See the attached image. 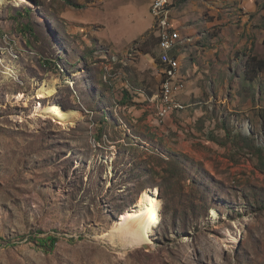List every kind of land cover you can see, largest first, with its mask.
Here are the masks:
<instances>
[{
    "label": "rangeland",
    "instance_id": "rangeland-1",
    "mask_svg": "<svg viewBox=\"0 0 264 264\" xmlns=\"http://www.w3.org/2000/svg\"><path fill=\"white\" fill-rule=\"evenodd\" d=\"M144 2L1 0L0 264H264V72L252 63L264 60V0H173L170 6L171 26L172 18L203 25L208 50L227 46V61L238 60L227 62L233 74L243 67L240 86L255 90L246 99L237 96L224 133L209 139L204 125L196 133L183 126L172 131L158 118L156 82L150 98L155 108L149 109L157 126L148 128L151 114L132 102L133 92L144 91L134 79L129 89L117 88L116 69L136 57L140 43L130 44L124 56L95 44L101 37L126 44L129 31L120 27L128 29L136 18L126 15L119 24L105 15L110 7H128L147 23L154 4L150 18L143 16ZM71 16L91 28L70 33L78 26ZM173 29L178 40L186 39ZM148 33L141 51L151 49L155 58L158 40ZM101 49L115 59L109 72ZM53 82L56 94L39 99V89ZM206 100L191 103L207 109ZM51 104L79 116L72 125L55 122L38 111ZM176 156L179 165L166 162ZM163 170L175 176L173 182L163 179ZM182 174L187 182L181 185ZM145 191L161 206L149 250L103 237ZM49 237L58 239L51 251L37 243Z\"/></svg>",
    "mask_w": 264,
    "mask_h": 264
},
{
    "label": "crops",
    "instance_id": "crops-1",
    "mask_svg": "<svg viewBox=\"0 0 264 264\" xmlns=\"http://www.w3.org/2000/svg\"><path fill=\"white\" fill-rule=\"evenodd\" d=\"M144 1V4H146V9L143 12V16L145 15L150 17V5L152 0ZM116 6H125V3H118ZM93 8H96V5L90 7V9ZM127 8H124L123 11L120 12V8L115 10L114 7H110L105 15L106 17L108 15L111 16L114 22L119 24L126 21L124 20L126 15H132L133 18H136L137 22L131 23L133 25H131L128 29L125 27H120L122 30L129 31V39L126 44H119L118 41H114L109 37L106 39L104 37H101L100 39L94 38V41H96L95 44L97 43L99 47L106 46L110 48L112 52H114V55H118L116 53H119L121 56L125 55V51L127 47L130 46V44L135 42L140 43V48L139 50L137 49L138 52L135 54L136 57L134 59H129V63L127 65L128 67L121 66L122 68L116 69V71L118 70L120 77V79L117 80V88L129 89L127 84L129 82L133 83L135 80L136 84L133 83L134 87L141 89L138 90L139 92L144 91V94L133 92L135 96L133 97L132 102L137 103L136 107L139 108L141 113L151 114L147 117L148 120L144 123L148 126V128H153V131H155L157 126L156 112L155 110H151L149 108L150 106L155 108L154 102L150 101V98L153 97V94L151 95L153 84L156 82L158 83L159 87L161 84V74L158 64V43L156 42L155 48L153 50L156 54L155 58H157V60H155V58L151 55V49L146 53H142L141 51V47L144 46V43L146 44L144 35L147 32H150L156 37L154 31V21L152 19L147 23L141 21L140 15L136 9H131V11H128ZM90 9L88 8L87 10ZM86 21V19H78L76 16H71L70 22L77 24L78 26L74 25L71 27L73 30L70 31V33L79 34V31H81L82 28H91L84 24ZM172 27L176 28L182 37L186 38L185 40H178L176 38L178 41H183L180 46V53L178 52L181 63L179 75L183 79L185 78L187 81L186 90L179 98L178 96L182 91L178 94L177 101L183 104L186 108L184 111L182 110L173 112L168 118H166L165 124L172 131H177V128L182 130V128L179 126H183L187 127V129L184 131L189 130L192 133H196L194 130H199L197 129V126L200 127L201 125H204L205 127L201 130L203 131L202 133H206V139H209V136H212L213 133L218 135V130L224 133L225 130L222 128L223 123L226 120L228 113L235 112L234 109L238 105V102H236V98H238L237 96L244 94L246 99V97L250 96V94L255 90H251V86L248 84H244L243 88L240 86L244 72L243 67H241L238 71V75L236 74L235 76V74H233L234 71L230 68V66L227 65V62L229 61V63H237L238 60L232 59L227 61L228 54L226 45V48L211 47L210 50H208L210 42H207V34L203 28H201L204 27L203 25H185L181 19L177 20L176 18H172ZM98 28L101 27L97 26L96 29ZM173 31L176 37L175 30L173 29ZM94 34L95 33H92L91 35ZM86 42H89V40L87 39ZM102 43H105L106 45H103ZM225 44H228V41H225ZM87 46L92 47L91 44H87ZM217 50H220L221 55L217 54L215 57L213 53ZM219 58H222L221 60L223 62H221ZM127 77L128 81L121 82L122 78ZM132 79H134L133 82ZM233 81L235 82L232 87H230L229 84ZM248 81L253 82L251 78H249ZM262 89L263 88L261 87L259 92H262ZM231 95H233V97ZM204 97L207 99L205 102L207 109H202V107H198L196 103H191L192 100L196 101L197 99H204ZM247 103L248 101L245 102V107H247ZM249 105L250 104H248V107ZM195 106H197L198 109H195ZM241 111L246 110L243 107L241 108ZM235 118L237 117L234 116L232 118V122H234ZM217 122H219L221 125L216 126ZM220 135L222 136L223 134Z\"/></svg>",
    "mask_w": 264,
    "mask_h": 264
},
{
    "label": "bare ground",
    "instance_id": "bare-ground-1",
    "mask_svg": "<svg viewBox=\"0 0 264 264\" xmlns=\"http://www.w3.org/2000/svg\"><path fill=\"white\" fill-rule=\"evenodd\" d=\"M166 1L173 2V0ZM170 6L171 5L164 6V13H162L157 19V28L158 32L161 33V44H166L167 49H173L174 52V81L171 83V86L169 82H162V91L157 99L156 111L158 118L163 110H168L171 115L175 111H182L185 109V107L177 101L178 94L184 90L185 87L184 79L179 75L181 63L178 56L180 44H182L183 41H178L174 35V31L170 23ZM100 53L103 55L101 60L104 62V70L109 72L110 70L108 69V66L112 64L115 65V59L111 57L113 54L110 55L109 51L104 49H101ZM11 71L12 70H10L9 73L14 76L15 72ZM56 89V82L45 83L39 89L37 96L39 99L51 97L56 94ZM38 108V111L41 112V114L64 125H72L79 116L76 111H65L57 104H51L46 107L41 106ZM160 209V202H158L156 195L151 191H145L140 195L137 205L134 208L129 209L127 212L119 215L118 220L115 221L108 233L103 234L102 236L110 238L111 240L119 239L121 241H128L135 247H143L146 245L150 248L152 246L151 237L153 231L160 224Z\"/></svg>",
    "mask_w": 264,
    "mask_h": 264
},
{
    "label": "built area",
    "instance_id": "built-area-1",
    "mask_svg": "<svg viewBox=\"0 0 264 264\" xmlns=\"http://www.w3.org/2000/svg\"><path fill=\"white\" fill-rule=\"evenodd\" d=\"M151 4H154V11L151 15L154 21V31L158 40V48H159V58L158 64L161 74V84L160 91H162V82L171 83L174 81V68H173V60H174V52L173 49H167L166 44H161V33L158 32L157 28V19L164 13V6L171 5L172 2L166 0H152ZM170 40V39H169ZM110 65V71L111 69ZM184 93V91L182 90ZM170 116L168 110H163L159 115V119H166Z\"/></svg>",
    "mask_w": 264,
    "mask_h": 264
},
{
    "label": "trees",
    "instance_id": "trees-1",
    "mask_svg": "<svg viewBox=\"0 0 264 264\" xmlns=\"http://www.w3.org/2000/svg\"><path fill=\"white\" fill-rule=\"evenodd\" d=\"M186 2L188 0H181V2ZM264 3V2H263ZM263 7H264V4H263ZM150 33V32H149ZM148 33V34H149ZM147 35V34H146ZM153 37V36H151ZM252 63H256V70L259 71V72H264V60H255V58H252ZM254 71V70H253ZM248 74V73H247ZM174 160V161H173ZM173 160H168L166 162H168V164L172 163L174 164L175 166H177L176 164H178L177 162H175L177 160V156L173 158ZM179 165V164H178ZM179 171L181 172L180 168H179ZM175 172H178V170L176 169ZM175 176H169V172H166L165 170H163V179L167 182H173V178ZM186 181V178L185 176L182 174L181 176V179H180V184L182 185V182H185ZM187 182V181H186ZM178 190L179 191H182V186H178ZM164 193V190L161 188V194ZM5 240L2 239L0 237V245L2 242H4ZM58 242V239L55 238V237H49L48 239H45V240H38L37 243L40 245V247H47V249L49 251H51L53 249V247L56 245V243Z\"/></svg>",
    "mask_w": 264,
    "mask_h": 264
},
{
    "label": "water",
    "instance_id": "water-1",
    "mask_svg": "<svg viewBox=\"0 0 264 264\" xmlns=\"http://www.w3.org/2000/svg\"><path fill=\"white\" fill-rule=\"evenodd\" d=\"M116 220H118V219H116ZM143 249L146 250V251H148V250H149V247L146 246V245H144V246H143Z\"/></svg>",
    "mask_w": 264,
    "mask_h": 264
}]
</instances>
